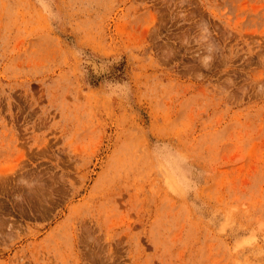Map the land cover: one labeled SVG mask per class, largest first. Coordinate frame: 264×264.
Returning a JSON list of instances; mask_svg holds the SVG:
<instances>
[{
    "label": "rangeland",
    "instance_id": "374dc122",
    "mask_svg": "<svg viewBox=\"0 0 264 264\" xmlns=\"http://www.w3.org/2000/svg\"><path fill=\"white\" fill-rule=\"evenodd\" d=\"M0 264H264V0H0Z\"/></svg>",
    "mask_w": 264,
    "mask_h": 264
},
{
    "label": "clouds",
    "instance_id": "9594fccd",
    "mask_svg": "<svg viewBox=\"0 0 264 264\" xmlns=\"http://www.w3.org/2000/svg\"><path fill=\"white\" fill-rule=\"evenodd\" d=\"M207 59H210V57H209V58H207Z\"/></svg>",
    "mask_w": 264,
    "mask_h": 264
}]
</instances>
